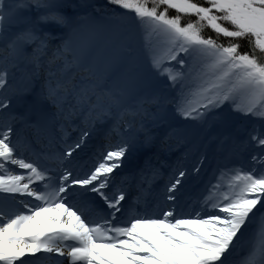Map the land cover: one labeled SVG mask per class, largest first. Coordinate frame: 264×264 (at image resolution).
<instances>
[{
	"label": "snow or ice",
	"instance_id": "snow-or-ice-1",
	"mask_svg": "<svg viewBox=\"0 0 264 264\" xmlns=\"http://www.w3.org/2000/svg\"><path fill=\"white\" fill-rule=\"evenodd\" d=\"M0 264H264V0H0Z\"/></svg>",
	"mask_w": 264,
	"mask_h": 264
},
{
	"label": "bare ground",
	"instance_id": "bare-ground-1",
	"mask_svg": "<svg viewBox=\"0 0 264 264\" xmlns=\"http://www.w3.org/2000/svg\"><path fill=\"white\" fill-rule=\"evenodd\" d=\"M210 174L208 175V177L205 180V183H207V181L209 180Z\"/></svg>",
	"mask_w": 264,
	"mask_h": 264
}]
</instances>
